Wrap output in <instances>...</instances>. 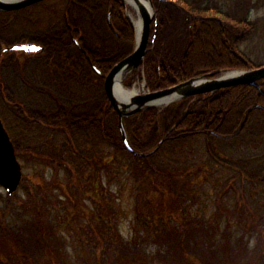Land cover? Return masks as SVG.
<instances>
[{
    "label": "trees",
    "instance_id": "1",
    "mask_svg": "<svg viewBox=\"0 0 264 264\" xmlns=\"http://www.w3.org/2000/svg\"><path fill=\"white\" fill-rule=\"evenodd\" d=\"M242 1L238 17L232 13L233 7L222 11L215 0H153L157 31L154 36L152 23L143 62L146 87L156 90L209 70L254 66L237 45L253 26L247 16L253 0ZM63 6L55 27L29 32V39L42 46L40 71H33L37 80L16 73L14 67L19 68L16 62L20 59L15 51L0 58V117L15 153L21 160L32 155L51 168L52 178L43 175L42 182L31 178L26 194H31L34 179L47 190V206L59 201L65 209L62 218L70 216L80 232L93 235L84 241L93 244L95 258L105 257L102 264H114L110 250L118 242L123 245L118 246V259H123L120 264H152L153 260L176 264V255L190 245L203 264H227L228 259L236 264L233 253H223L233 228L222 198L239 190L238 185L252 189L264 185V81H259L260 87L238 84L212 94L188 96L161 110L148 107L126 120L133 145L146 150L163 135L165 139L151 155H134L122 141L117 114L103 87L105 74L134 46L124 4L121 0H64ZM109 7L116 33L108 25ZM17 11H0V46L18 39L10 38V29H14L10 22L16 23L17 17L9 20ZM29 22L24 18L27 29L33 26ZM38 54L24 57L30 58L26 71L34 66ZM17 87L24 89L28 100L17 97ZM33 95L40 97V104ZM198 138L204 141L206 153L188 162L189 146ZM231 179L237 180L236 187H230ZM131 181L135 183L136 214L133 231L124 243L122 235L111 227V215L118 206L113 193L122 195L123 187ZM24 182L22 178L19 187H24ZM6 197L0 206V254L24 259L28 252L41 253L48 264H58L51 246L57 235L53 226L47 225V218L22 219L23 230L9 224L8 217L17 214L16 201L22 208H32L34 202L17 195L15 200ZM213 201L219 214L210 215ZM101 234L110 237L104 241ZM220 236L221 245L216 242ZM215 244L218 249L213 250ZM238 255L240 263L247 261L244 253ZM186 257L188 263L196 264L192 253Z\"/></svg>",
    "mask_w": 264,
    "mask_h": 264
},
{
    "label": "rangeland",
    "instance_id": "2",
    "mask_svg": "<svg viewBox=\"0 0 264 264\" xmlns=\"http://www.w3.org/2000/svg\"><path fill=\"white\" fill-rule=\"evenodd\" d=\"M240 1L243 2L242 0H215L214 3L217 4V7H219V9L225 12L229 10V8L233 7L235 9L232 12L233 15H236L239 17L240 9H241L240 3H239ZM63 5H64V0H44L43 2L39 4L30 5V7L27 10L26 9L20 10V11H17V13L13 12V14L10 16V18L12 19L9 18V20H13L14 17H17L18 21H16V23L10 22V24H13L12 27H14V29H10V32H11L10 38L19 37L18 38L19 40L21 39L29 40V32L36 31L39 28L46 29L48 26L55 27L54 26L56 22L55 20L59 21L58 16H60L61 12L63 11V8H64ZM252 5L253 7L252 8L249 7L250 10L248 8V13H247L249 21L252 22L253 24L252 30L251 32L247 34L246 37L239 39L237 45L254 62V66L252 67H255V66L264 64V0H253ZM236 7L238 8L236 9ZM108 13H110V20H111V7H109ZM108 13H107V17H108ZM123 14L127 18V20L130 22V24L132 25L131 21L136 19L134 9L131 8L130 6H125L124 4ZM24 18L30 19L29 24L31 26L33 25L32 28H28V29L25 28L27 25L24 23ZM17 27L20 29H18ZM134 38H135V34H134ZM11 43H16V40L15 41L13 40ZM5 45L7 44H3L2 46H0V54H1L0 58L1 59H4L5 56H3V54L9 51V50H3ZM38 53L39 52H37V54ZM40 55L41 54H38L37 60L35 59V61L33 62L34 66H28L27 71H26V67H27V64L29 63L27 61H30L29 60L30 58L26 57V58L21 59L20 61H17L16 63L19 65V68L14 67L16 73L19 72L21 78L24 77L26 79V77H28L31 80H37L38 77L33 71H36V72L40 71V68H39L40 60L44 59L40 57ZM248 68H251V67H248ZM143 80L144 78H143V68H142V74L139 76V78L137 76L136 77L132 76L129 81L130 84H128L127 86L129 89L135 85L137 88H141L140 90L142 89H144L145 91L150 90L146 87L145 80H144L145 85L142 87ZM17 89H19L17 97H19V99L28 100L27 97L24 95L25 94L24 89L22 88L23 92L19 87H17ZM33 99L38 101V103L40 104L41 102L40 97L33 95ZM186 110L187 109L184 110L183 114H185ZM5 114H7V112H5ZM33 139L36 140V138H33ZM228 147L229 146H227V148ZM187 148L188 146L186 147L185 151H187ZM241 152L244 153V149H242ZM201 153L205 154L206 149H205V144L202 138H198V140L191 142V146H189V149H188V156H187L186 161L189 162L192 160V158L193 160L197 158H201L202 156H198V154H201ZM191 154H195L196 156L194 155L192 157ZM28 155L25 156L24 160H21L19 157H17L21 164L22 178L25 179V182H24L25 186L19 187L20 186L19 185L18 188L15 191H13L11 194H8L5 191V189L0 186V206H4L5 198H7L6 197L7 195H11L14 200L17 197L14 198L13 196L17 195V196H20L34 203L32 205V208L31 207L22 208L21 206L18 207L17 203L19 202L16 201L15 202L16 208L18 209L17 214L14 216L8 217L10 220L8 221V223L9 224L11 223L12 225H15L19 229L23 230V227L21 225L22 219L23 220L31 219V218H35L36 216L43 215L44 217L47 218V222H48L47 225L48 226L52 225L53 230L56 233V235L61 237L65 241V242L61 241V239L57 238L56 236V238H54L53 242L51 243V246L53 248V253L54 255H56V258L53 256L52 257L56 263L58 264H65V263L66 264H102V261H104L105 257L102 256V257L95 258L91 250L93 249L92 247L93 244H88V242L84 241L89 237H93V235H87L85 231L83 230H81L80 232L76 226V221L74 220L71 221L70 216L64 217L63 219L62 215L64 214L65 209H62L60 207V204L58 203L59 201H55L54 202L55 205L51 207L49 206V204L48 206L46 205L47 199H48L46 197L47 190L43 189L42 186L35 184L34 179L42 182L43 175L51 179L52 178L50 176L51 168L43 164L42 162L35 161L32 155L31 157H29ZM180 158L182 157L180 156ZM203 161H204V158H203ZM27 174H30L31 176L26 177ZM216 174L220 175L221 172H216ZM33 177H34L33 182H32L33 186L30 190L31 194L27 195L26 188H28L27 186H28L29 180L32 181L31 178ZM236 181H237L236 179H233L232 182H230L231 183L230 187L231 185L236 187V184H237ZM134 186H135V183L131 181V182H128L123 187L122 195L120 194V196L117 197L115 193H113V198L118 203V206H117V211H115V214L111 215L112 216L111 227L116 228V230L122 235L124 243H125V240H127L125 238H127L130 235V233L133 231L131 230V228L133 227L132 225H133L134 215L136 214L135 213L136 209H135ZM228 186L229 184H227V187ZM237 187H240V189L237 191L232 190L230 191L229 196H223L222 198V200H224L223 202L227 206V210L225 211V213L226 215L229 214L230 216V220L228 222H231V225H232L231 227L233 228L232 234L226 238L227 240H229V242L225 244L226 249H223V253L227 256L230 252L233 253L235 257L237 258L236 264H251V263L252 264L253 263L262 264V262H264V230H263L264 229V188H263L264 185H261V183H259L257 184L256 186L257 188L255 189H252L249 185L245 186L246 188L245 187L242 188L241 185H238ZM111 189L113 191L117 190L115 186H111ZM48 194L53 195L51 191H49ZM231 195H232V198H230ZM213 197H215V195H213ZM79 202L81 205L83 204V199L81 197L79 198ZM210 206L212 207V211L210 212V215H213L215 212L219 214L218 211L220 210L217 208L215 209L216 203L214 201L210 203ZM47 209L48 210L50 209V210L48 211ZM207 211H209V209ZM216 218L217 216L213 220H216ZM105 228H107L108 230V227H105ZM247 229H251L249 230L250 232L249 231L246 232ZM101 235H102V240L104 241H106L105 239L108 240L110 237L108 234H104V236L103 234ZM241 236H242V240H238V238H241ZM217 241L218 243L220 242L219 245H221L223 241L221 239V236L219 239H216V242ZM84 244H86V247H84ZM216 244L213 246V250L218 249V246ZM29 245H30V242H29ZM47 245H48V241H47ZM121 245L122 243L118 242L115 248L113 250H110L114 264H120L123 260L122 258L118 259V257H120L119 255L120 247L118 246H121ZM192 248L193 247H191V245L183 248L184 251L182 252L183 250L182 249L181 253L184 256L182 257L179 256V254H181L179 251V253L176 255V258H175L176 264H191V263H188L189 262L188 257H186L187 255H190L191 253L193 256L197 257V259H195L196 261L194 262L196 264H199L200 259L198 257V254H196L198 252L196 250L195 252L194 249ZM146 249L149 250L150 249L149 246L146 247ZM219 249L222 250V247H220ZM241 252L245 254L247 258L246 262H243V260H241V263H240V260H239L240 256L238 254H240ZM40 254L41 253L33 254L31 252L30 253L28 252L27 254L28 258L27 257L24 258L27 260V262H25L23 261L24 259L18 254L17 255L19 256V259L18 258L16 259L14 256L6 257L3 253H1L0 254V258H1L0 264H11V263L12 264H48V260L45 257H42L43 254L42 255ZM148 259H150V256H148ZM151 259L153 260V257ZM228 260H227V264H231L230 261L228 263ZM200 261H201L200 264H203L204 261L203 262L202 260ZM152 264H161V263L153 260ZM165 264H173V263L172 261L171 263L168 261V262H165ZM219 264H222V263H219Z\"/></svg>",
    "mask_w": 264,
    "mask_h": 264
},
{
    "label": "water",
    "instance_id": "3",
    "mask_svg": "<svg viewBox=\"0 0 264 264\" xmlns=\"http://www.w3.org/2000/svg\"><path fill=\"white\" fill-rule=\"evenodd\" d=\"M41 0H0V11H10L26 7ZM125 6L134 9L138 26L132 20L134 29L133 50L116 62L104 77V90L118 114V126L125 147L133 154L147 156L155 152L161 145L163 138L159 139L154 146L147 150H140L133 146L127 129L126 120L138 115L148 107H165L187 96L199 93H213L216 90L238 84L256 85L260 87L259 80L264 81V64L246 68L221 71L215 69L185 78L173 85L156 90H134L124 86L125 78L135 73L137 76L142 70L145 53L148 50L150 26L154 22L156 33L157 13L153 0H121ZM108 24L113 32L115 28L108 13ZM154 36L151 40L153 42ZM40 45L24 42L7 45L3 50L38 51ZM117 84H121L127 90H119ZM145 85L142 81V87ZM21 164L15 154V148L9 132L0 118V186L7 193H12L18 187L21 180Z\"/></svg>",
    "mask_w": 264,
    "mask_h": 264
},
{
    "label": "flooded vegetation",
    "instance_id": "4",
    "mask_svg": "<svg viewBox=\"0 0 264 264\" xmlns=\"http://www.w3.org/2000/svg\"><path fill=\"white\" fill-rule=\"evenodd\" d=\"M16 38H19V37H16ZM16 42L17 43L31 42V43H35V44L40 45L39 43H36V42H34V41L30 40V39L29 40L28 39H24V40L23 39H21V40L18 39V40H16ZM41 49H42V46L40 47V49L38 51H29V52H26V51H23V50H16L15 52L17 53L19 59L21 60V59H23L27 55H32V54H35L37 52H40Z\"/></svg>",
    "mask_w": 264,
    "mask_h": 264
},
{
    "label": "bare ground",
    "instance_id": "5",
    "mask_svg": "<svg viewBox=\"0 0 264 264\" xmlns=\"http://www.w3.org/2000/svg\"><path fill=\"white\" fill-rule=\"evenodd\" d=\"M133 22H134V24H135L136 26H138V21H137V20H134ZM156 29H157V27H156ZM117 86H118L117 88H119V90H122V91H123V90H124V91L127 90V89H125V87H122L121 84H117ZM133 89H134V90H139V91H140L141 88H137V87L134 85V86H133Z\"/></svg>",
    "mask_w": 264,
    "mask_h": 264
}]
</instances>
